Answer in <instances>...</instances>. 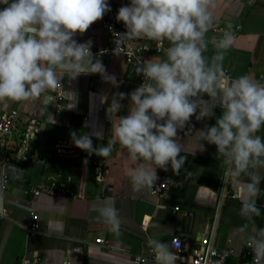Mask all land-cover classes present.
Segmentation results:
<instances>
[{"label":"crops","instance_id":"obj_1","mask_svg":"<svg viewBox=\"0 0 264 264\" xmlns=\"http://www.w3.org/2000/svg\"><path fill=\"white\" fill-rule=\"evenodd\" d=\"M110 2L116 16L129 0ZM215 4L210 9L214 28L206 34L208 50L204 55L212 57L213 39L219 40L231 24L234 39L223 61L224 71L232 78L248 75L261 82L264 0H215ZM3 7L0 5V9ZM74 39L78 43L91 40L92 50L111 44L101 19ZM139 41L146 46L144 61L151 57L166 59L168 41H164V50L159 52L154 41L146 38ZM92 53L103 63L107 74L115 76L118 87L98 73L82 74L76 79L65 75L59 82L65 89V101L58 115L51 91L34 101L0 103V115L16 110L23 119H33L38 128L30 160H0V264H138L135 258L147 257L151 249L148 240L158 238L171 243L173 236L182 238L190 252L198 248L201 236H208L213 246L232 248L236 261L248 257L252 253L245 247L249 235L254 228H264V167L258 166L253 176V180H259L261 189L256 199L261 215L254 218V224L245 223L238 215L241 207L238 187L231 179L225 182L223 158L216 154V146L200 141L204 149L196 147L198 131L215 124L223 110L221 106L217 103L214 115L202 120L193 115L185 128L178 130L180 155L186 156L183 169L179 175L170 166L167 171L156 170L158 176L172 178L165 196L154 197L149 188L136 191L127 175L135 165L125 149L117 144L108 157L89 155L74 145L70 135L93 132L100 137H92L93 146H106L115 123V118L111 122L106 113L112 97L117 92L130 93L141 85L132 77L121 55L106 58ZM102 96L108 97L103 104ZM204 99L208 97L205 95ZM129 102L127 97L120 101L123 107L117 115H127ZM257 135L264 138V126ZM55 144L61 145L60 152L53 150ZM3 173L8 175L6 188L1 187ZM49 179L68 181L70 193L42 192L35 196L29 192L30 187ZM106 188L110 189L108 193ZM234 192L238 193L237 198L232 197ZM106 204L118 210V236L98 215L97 209ZM174 206L180 212L174 211ZM30 212L38 216L37 232H28L23 226ZM241 225L243 228L238 231ZM139 264H154V260L146 259Z\"/></svg>","mask_w":264,"mask_h":264},{"label":"clouds","instance_id":"obj_2","mask_svg":"<svg viewBox=\"0 0 264 264\" xmlns=\"http://www.w3.org/2000/svg\"><path fill=\"white\" fill-rule=\"evenodd\" d=\"M0 5H5L0 9V103L37 100L65 75L76 79L98 73L118 87L115 76L107 74L93 56L92 41L74 39L111 11L107 0H0ZM215 7V0H129L121 6L116 19L126 31L117 33L119 43L146 38L159 50L168 41L166 59L141 61L135 72L143 76V83L130 93L114 94L106 109L108 119L115 118L106 146H93L92 137L100 138L93 132L70 135L74 145L89 155L108 157L117 144L125 149L135 165L127 175L139 191L156 185L157 169L167 171L170 166L175 175L180 174L186 156L180 155L178 130L193 115L197 120L213 116L218 103L221 115L214 125L198 131L196 147L204 149L200 141L216 146V154L223 158L225 182L231 179L238 187V215L254 224L261 215L256 206L261 189L253 176L258 166L264 167V138L257 135L264 126V83L248 75L232 78L224 71L223 61L234 39L231 24L214 42L212 57L204 55L206 34L214 28L210 9ZM126 97L127 115H117ZM100 99L103 104L108 97ZM97 212L118 236V210L106 204ZM147 243L154 264H177L173 244L179 249L178 239L170 243L153 238ZM247 247L252 264H264V228L253 229Z\"/></svg>","mask_w":264,"mask_h":264},{"label":"built area","instance_id":"obj_3","mask_svg":"<svg viewBox=\"0 0 264 264\" xmlns=\"http://www.w3.org/2000/svg\"><path fill=\"white\" fill-rule=\"evenodd\" d=\"M107 2L109 5L111 4L110 0H107ZM101 20L104 30L109 35L111 44L96 48L95 50L91 49V52L101 54L106 58H111L117 54L121 55L132 77L139 80L142 84L143 76L138 75L135 69L141 61H144L143 52L146 46L142 44L139 39L127 40L123 45L119 43L121 38L117 33H123L126 29L123 23L116 19L112 10L106 12ZM213 41H217V39H213ZM155 48L157 50L156 44ZM162 50H164V45L157 51L159 52ZM227 74L232 77L230 73ZM261 83H264V79L261 80ZM51 96L55 101V113L58 115L63 110L65 101V89L61 83H58L56 88L51 90ZM37 133L38 128L33 119H23L16 110L3 112L0 115V160L3 162H11L12 160L26 162L30 160L34 156V139ZM53 150L55 152H60L62 147L60 144H55ZM100 176L101 173L99 174V177ZM1 179V187L6 188L8 185V175L3 173ZM171 184V177L160 175L158 176L156 185L149 188V192L154 197H163ZM29 192L35 196H38L42 192L62 195L70 193V188L68 181L49 179L37 186L30 187ZM232 197L237 198L238 193L234 192ZM173 209L176 212H180L178 206H174ZM183 213L186 214L185 212ZM23 226L28 232H37L40 227L37 214L35 212H30ZM176 239L180 241L179 249L173 244V251L177 253L178 257L177 264H252V253L248 252V257L236 261L233 258L234 251L232 248H217L212 245L208 236H201L199 238V246L193 252H190L186 248L182 238L179 236H173L171 242ZM100 241L101 239H96V242ZM245 247L248 248L247 242L245 243ZM146 259L154 260L152 249L148 250L147 257L137 256L135 262L139 264Z\"/></svg>","mask_w":264,"mask_h":264},{"label":"water","instance_id":"obj_4","mask_svg":"<svg viewBox=\"0 0 264 264\" xmlns=\"http://www.w3.org/2000/svg\"><path fill=\"white\" fill-rule=\"evenodd\" d=\"M109 191H110L109 188H106V189H105V193H108Z\"/></svg>","mask_w":264,"mask_h":264}]
</instances>
